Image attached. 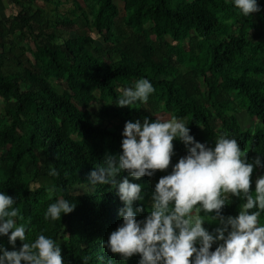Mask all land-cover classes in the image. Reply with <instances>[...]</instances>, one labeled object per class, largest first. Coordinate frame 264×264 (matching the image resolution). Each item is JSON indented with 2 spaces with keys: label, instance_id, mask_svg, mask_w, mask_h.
Segmentation results:
<instances>
[{
  "label": "trees",
  "instance_id": "1",
  "mask_svg": "<svg viewBox=\"0 0 264 264\" xmlns=\"http://www.w3.org/2000/svg\"><path fill=\"white\" fill-rule=\"evenodd\" d=\"M5 2L18 9L0 18V191L16 200L19 223L30 220L29 242L41 232L52 236L66 264H138L139 254L125 261L104 245L122 222L123 202L111 185L90 182L106 155L122 151L128 120L163 111L185 119L197 141L212 146L227 133L250 162H264V0L250 16L232 0ZM142 77L155 89L148 101L118 106L120 90ZM242 111L252 127H242ZM173 143L171 163L188 151ZM170 171L171 165L153 177H130L144 185L138 218ZM261 174L264 166L254 167L253 190ZM61 197L74 210L45 220L48 205ZM241 203L230 196L222 214H238ZM218 226L205 223L210 231ZM22 243L18 238L15 247ZM0 244L14 247L6 235Z\"/></svg>",
  "mask_w": 264,
  "mask_h": 264
},
{
  "label": "clouds",
  "instance_id": "2",
  "mask_svg": "<svg viewBox=\"0 0 264 264\" xmlns=\"http://www.w3.org/2000/svg\"><path fill=\"white\" fill-rule=\"evenodd\" d=\"M232 4L243 16L261 10L258 0ZM154 91L151 81L142 77L120 90L116 104L147 102ZM174 140L188 151L171 163ZM121 149L118 156L106 155L90 173L92 185H111L123 202L122 222L104 241L108 250L125 261L139 254L138 264H264V174L256 177L254 190L251 187L254 167L264 162L259 157L250 162L234 136L221 134L209 146L195 139L183 118L146 116L125 122ZM170 165L171 171L154 185L147 215L138 218L144 207L136 202L145 199L144 185L130 177H153ZM230 196L242 203L238 214L225 216L222 208ZM15 204L13 196L0 191V236L6 235L14 246L9 250L0 244V264H66L57 239L41 232L28 241L31 222H18L22 216ZM74 208L75 203L57 198L44 219L58 220ZM213 221L219 226L210 231L205 223ZM18 238L23 243L16 248Z\"/></svg>",
  "mask_w": 264,
  "mask_h": 264
},
{
  "label": "rangeland",
  "instance_id": "3",
  "mask_svg": "<svg viewBox=\"0 0 264 264\" xmlns=\"http://www.w3.org/2000/svg\"><path fill=\"white\" fill-rule=\"evenodd\" d=\"M73 1L74 0H69L68 2V6H72L73 5ZM78 1H82V0H78ZM37 4L38 5H43L44 2L43 0H37ZM121 5V2L120 4ZM17 6H15L14 4H10V3H6L4 0L3 2L0 0V18L2 16H6L8 14H12L15 13L17 11ZM76 34V29L74 30H69L67 32H65L66 36H72ZM92 35L96 37V43L99 44L102 42L101 37L98 36V34L96 32H92ZM2 111V108L0 107V112ZM156 116L162 119H167V118H171L169 114H167L166 112L163 111H159L156 113ZM238 118L240 120V123L242 125V127H252L254 124L253 119H251L247 113L245 111H242L238 114Z\"/></svg>",
  "mask_w": 264,
  "mask_h": 264
},
{
  "label": "crops",
  "instance_id": "4",
  "mask_svg": "<svg viewBox=\"0 0 264 264\" xmlns=\"http://www.w3.org/2000/svg\"><path fill=\"white\" fill-rule=\"evenodd\" d=\"M3 2V0H1ZM5 1V0H4ZM3 17V16H2Z\"/></svg>",
  "mask_w": 264,
  "mask_h": 264
}]
</instances>
